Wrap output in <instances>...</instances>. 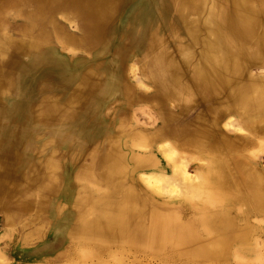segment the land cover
<instances>
[{"label": "clouds", "instance_id": "obj_1", "mask_svg": "<svg viewBox=\"0 0 264 264\" xmlns=\"http://www.w3.org/2000/svg\"><path fill=\"white\" fill-rule=\"evenodd\" d=\"M264 264V0H0V264Z\"/></svg>", "mask_w": 264, "mask_h": 264}, {"label": "rangeland", "instance_id": "obj_2", "mask_svg": "<svg viewBox=\"0 0 264 264\" xmlns=\"http://www.w3.org/2000/svg\"><path fill=\"white\" fill-rule=\"evenodd\" d=\"M26 264H30V262L28 261V259L26 258Z\"/></svg>", "mask_w": 264, "mask_h": 264}]
</instances>
